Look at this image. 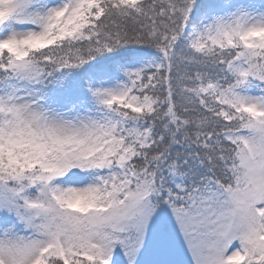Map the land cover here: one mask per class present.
<instances>
[{"label": "snow or ice", "instance_id": "obj_1", "mask_svg": "<svg viewBox=\"0 0 264 264\" xmlns=\"http://www.w3.org/2000/svg\"><path fill=\"white\" fill-rule=\"evenodd\" d=\"M0 264H264V0H0Z\"/></svg>", "mask_w": 264, "mask_h": 264}]
</instances>
